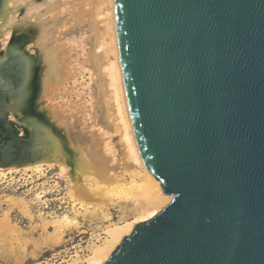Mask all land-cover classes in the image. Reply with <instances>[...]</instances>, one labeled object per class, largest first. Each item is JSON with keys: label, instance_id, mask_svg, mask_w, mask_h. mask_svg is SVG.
I'll return each mask as SVG.
<instances>
[{"label": "water", "instance_id": "obj_1", "mask_svg": "<svg viewBox=\"0 0 264 264\" xmlns=\"http://www.w3.org/2000/svg\"><path fill=\"white\" fill-rule=\"evenodd\" d=\"M114 5L132 129L173 198L103 264H264V0ZM25 38L0 60L2 167L63 152L29 99Z\"/></svg>", "mask_w": 264, "mask_h": 264}, {"label": "bare ground", "instance_id": "obj_2", "mask_svg": "<svg viewBox=\"0 0 264 264\" xmlns=\"http://www.w3.org/2000/svg\"><path fill=\"white\" fill-rule=\"evenodd\" d=\"M68 3L69 0H0L2 47H7L14 40L11 39L15 34L14 26L16 21L21 20L18 13L29 17L28 19L30 17L36 19L33 25L31 23L30 29L15 26L25 31V39L29 37L31 40L29 42H32L31 47H35V51L39 52L38 56L35 53L28 54L34 69L31 79L34 89L29 94V99L34 102L35 116H39L38 108L41 109V103L45 102L54 109L56 117L66 124L68 132L66 139L58 134L53 125L43 121L48 131V138L55 140L63 152H56L55 148L50 146L52 158L37 160L23 166H0V176L7 177L12 170H31L42 174L48 167L59 166L62 173L71 180L69 194L74 200L73 205L79 206L77 210L91 212L92 215L107 220L112 219L109 207L114 196L127 198L142 193L150 208L144 209L140 216L132 221L112 223L106 230L104 241L92 243L88 264H103L137 223L153 217L173 197L163 192L160 180L143 164L132 129L120 63L114 0H80L77 3L75 0L73 5ZM62 6L64 10L70 11L65 12L70 13L72 24H69V19L64 21L61 18L59 9ZM83 25H88V29L81 30L72 38L75 45L77 43L78 47L82 48L80 60L78 56L75 58L72 50L66 47L70 41L62 42L61 39L67 31ZM21 42L19 40L15 43ZM82 69L89 70L92 76L88 86L92 98L88 106L92 107L90 109L86 107L89 111L86 109L84 111L87 117L95 122L90 129L84 125L80 127L77 116L68 115L72 110H69L71 101L64 100L59 103L56 100V94L61 92L65 82L74 80L75 85L77 84L76 72ZM36 70H38V81ZM84 116L86 118V115ZM95 127L98 129L95 130ZM112 133H119V141L124 147L125 155L136 167L133 170L128 168L126 170L131 174L130 181L126 177V171L117 172L118 165L114 164L118 159L116 145L112 140L106 139V136L108 135L109 138ZM43 198L44 195L36 193L33 199L42 204L45 203ZM158 200L162 203L157 206ZM23 205L25 211L31 215L28 202H23ZM49 214L50 218L44 220L55 225L60 238L63 237L66 229L82 225V221L77 216L68 213L58 214L54 211ZM61 264H80L79 257L73 259L71 256Z\"/></svg>", "mask_w": 264, "mask_h": 264}, {"label": "rangeland", "instance_id": "obj_3", "mask_svg": "<svg viewBox=\"0 0 264 264\" xmlns=\"http://www.w3.org/2000/svg\"><path fill=\"white\" fill-rule=\"evenodd\" d=\"M79 1L76 0V3ZM73 2L75 0H69L68 5H73ZM59 10L61 18L64 21L69 19V24H72L73 19L69 17L70 11L64 10L63 6ZM65 11L69 12L66 14ZM62 12L65 13L61 14ZM18 15L21 20L16 21L15 26H20L19 28L30 29L32 27L31 23L33 25L36 21L35 18L30 17L28 19L29 17L27 18L20 13ZM15 26V34L13 36L20 38L25 31ZM87 29L88 25L75 26L72 31H67V34L61 39L62 42L64 40L70 41L66 47L72 50L71 52L75 55V58L78 56L80 60L82 58V48L78 47L77 43L75 45L72 38L77 36L81 30L86 31ZM18 41L14 39L12 43L14 44ZM29 41L31 40L27 37L24 49L29 54L35 53L38 56L39 52L35 51V47H31L32 42ZM6 57L7 47H2L0 42V60H4ZM36 74V80L38 81V70H36ZM76 76L77 84L75 85L74 80L65 82V86L62 85L61 87V92H57L56 100L59 103L64 100L71 101L69 110H72H70L68 115L77 116L79 118L77 123L81 124L80 127L84 125L90 129L95 122L89 116L87 117L84 111L86 107L89 109L92 107L91 105L88 106L91 104L92 99L90 98V88L88 87L92 79L91 72L85 69L78 70ZM66 87L68 88L67 90ZM40 107L41 109L38 108L40 110V114L38 113L39 117L53 125L57 129L58 134L67 139L66 124H63L61 119L56 117L53 112L54 109L45 102H42ZM89 109H86V111H89ZM84 115H86V118ZM22 126L29 134L30 127L26 123H22ZM17 128L19 132L25 134V130L22 127L17 126ZM119 136V133H112L109 138L107 135L106 139L112 140L113 144L116 145L118 159L114 164L116 165L117 163L118 165L117 172L121 171L120 173H123L127 168L133 170L136 167L125 155ZM125 174L130 181L132 178L129 175L131 174L127 171ZM70 186V178L62 173L59 166L48 167L42 174L31 170H12L7 177L2 178L0 176V264H61V262L71 258V256L73 259L79 257L80 264H88L87 259L91 253L92 243L95 241L102 243L107 235L106 230L112 223L132 221L140 216L144 209L150 208L142 193L132 197L128 196L127 198L114 196L109 207L112 219H101L98 215H92L91 212H79L77 210L79 206L75 207L73 205L74 200L69 194ZM36 193L44 195L45 203L41 204L40 201L37 202L33 199ZM25 201L28 202L32 211L31 215L23 208V202ZM161 203L162 201L158 200L156 205L158 206ZM53 211L58 214L68 213L72 216H77L82 221V225L80 227H71L69 230L66 229L65 234L60 238L55 225L49 224L44 220L49 219V213Z\"/></svg>", "mask_w": 264, "mask_h": 264}]
</instances>
